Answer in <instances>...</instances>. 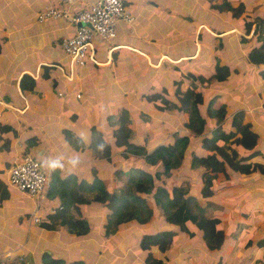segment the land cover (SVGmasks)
Here are the masks:
<instances>
[{"label": "crops", "instance_id": "1", "mask_svg": "<svg viewBox=\"0 0 264 264\" xmlns=\"http://www.w3.org/2000/svg\"><path fill=\"white\" fill-rule=\"evenodd\" d=\"M54 1L0 0V254H10L9 264H43L41 255L44 252L61 258L65 264L75 260L84 264H147L148 255L159 259L160 264H264V247L255 245L264 236V210L261 207L264 205V176L256 172L229 171V179L217 178L213 181L211 195L197 199L198 204L207 206L212 215L219 218L226 231L218 248L204 247L200 232L191 225L188 230H192L194 235L189 238L191 236L178 225L164 223L160 219H150L146 224L135 220H129L127 224L122 221L113 232H104L107 205L94 200L92 192L79 188L77 183L80 180L90 182L96 175L112 189L119 190L125 182L127 165L124 164L123 173L120 171L117 176L113 170L121 168L117 160L120 150L106 145L107 150L102 148V152L110 159L104 160L96 157L87 146L91 126L100 128L108 137L110 126L104 121L105 117L97 124L93 120L97 118L90 117L88 112L82 114L80 107L83 108L88 100L75 98L72 87L83 89L87 84V89L94 94L90 95L95 99L100 96L96 88L99 84L104 83L105 90H114L115 93L118 89H126L127 80L136 78L138 67L147 66L150 71V65H155L159 58L180 61L199 53L203 57L207 52L204 53L199 45L195 48L193 40L189 46V51L193 52L187 55H180V51L172 55L166 50L169 39L162 36L169 30L168 23L164 25L163 17H157L158 22H155L152 16L147 17L145 13L150 14L151 8L165 7L166 4L177 8L176 3H170L171 0H129L131 4H128L123 0L134 19L130 23L118 21L115 35L110 39L95 36L91 50L93 60L88 59L84 65L76 66L70 79L65 78L62 69H65L68 58L59 41L71 34L72 25L61 18L35 19L38 10L54 4ZM252 1L261 2L264 7V0ZM76 4L71 9L82 5L80 2ZM160 37L164 41L157 46L155 42ZM247 53L248 72V67L256 66L250 60L263 56L264 49L247 50ZM257 66L263 67L261 64ZM23 73L35 80L31 89L19 88L18 81ZM247 79L243 75L239 84L255 90L257 99L252 96L250 104L253 106H245L241 99L235 110L258 108L250 115L244 112L243 120L251 122V129L261 137L259 153L250 160L264 163L261 156L264 152V84L255 83L256 88H252ZM62 128L71 132V141L64 139ZM177 131L185 129L181 125ZM168 137L158 135L150 140L149 150ZM26 138H33L35 143L26 146ZM78 138V147H75V143L71 142ZM194 139L197 138L194 136ZM24 152L33 153L49 172L52 169L57 171L59 180L69 175L67 186H75V189L69 202L62 204L64 215L85 220L88 225L85 232H81L76 222L71 228L58 223V219L55 226L48 223L46 215L60 205L58 193L54 191L59 188L57 181L53 182L52 191L46 193L39 203V220L33 222L29 219L35 200L7 181L12 160ZM198 152L205 153V150L199 148ZM37 155H43L46 161L43 162ZM133 161L150 169L145 161ZM197 187L189 190L196 194ZM260 201L263 202L261 206L258 204ZM241 222L243 224L238 228ZM167 229L175 230L176 234L171 237L155 236L156 231ZM231 232H236V236H229ZM141 236L147 237L149 243L140 241Z\"/></svg>", "mask_w": 264, "mask_h": 264}, {"label": "trees", "instance_id": "2", "mask_svg": "<svg viewBox=\"0 0 264 264\" xmlns=\"http://www.w3.org/2000/svg\"><path fill=\"white\" fill-rule=\"evenodd\" d=\"M258 18L256 26L259 28V33L255 38L258 44L249 45V52L258 48L264 49V16ZM250 24L249 20H243L239 27L243 28L244 33H247ZM254 62L256 64H264V55L254 58ZM212 68L208 76L216 81H222L230 71L229 66L224 63H215ZM259 72L264 73V66L259 68ZM186 75L184 76L189 78ZM34 83L35 80L26 73L21 74L18 81L21 90L31 89ZM188 88L182 91L178 98V103L177 101L169 100L161 91H154L147 98L152 99L155 107L159 110H162L164 105L171 101V106L174 108L188 112V118L183 122L184 126L192 128V131L194 130L195 133L193 134L199 136L198 143L201 145L191 151L188 161V165L191 168H198L200 171L201 183L199 182L197 187L200 195L203 197L211 195L214 179L230 178L229 170L225 167L223 160L227 156H229V166L237 173L248 174L256 172L264 176V163L250 160L252 155L259 153L257 150L261 137L251 129V122L243 120V110L237 109L233 112H228L222 106H218L214 108L216 110H213L209 108V103L212 101L209 100L207 105L209 116L207 123L205 121L206 131L200 132L198 130H201L204 125V120L197 113L199 95L197 92L192 93ZM163 91L165 90L163 89ZM127 113V109L121 108L120 120L118 122H107L110 126L109 137L100 128L91 126L87 145L96 157H102L104 160L110 159V156L102 152V147L106 143L110 147L115 146V148L120 150L117 160L121 163V168H114L113 173H120L123 169L122 167L126 164L127 170L124 184L119 190L112 189L96 175L92 177L90 182L80 180L77 183L79 188L91 191L94 200L107 205L108 211L104 220L105 233L113 232L116 229V225L122 221L135 220L143 223V221L150 218L160 219L164 223L178 225L180 229L185 230L191 237L194 233L192 230H188V227L192 225L193 228L200 232L199 235L204 247L207 249L218 248L226 234L220 225L219 218L212 215L207 206L198 204L195 192L189 190L185 184L177 183L175 180H170L167 183L160 175L169 170L172 158L175 155L181 156L183 150L190 146L189 132L175 131V134L170 135L163 142L156 143L151 147V152H147L142 148L141 144L136 145V143L133 144L130 141V128L124 121ZM192 114H195L197 118L196 124H191ZM212 116L215 117V121L211 119ZM107 118L108 116H105V119ZM62 132L65 138L71 140V132L68 129L62 128ZM79 140V138L73 140L75 147H78ZM124 140H127V146L121 144ZM34 143L35 140L33 138L25 139L26 146H31ZM151 144L152 142H149L147 145ZM199 148L205 150V153L198 152ZM239 148L247 152H240ZM226 149L230 150L227 151ZM261 156L264 158V152H262ZM133 160L148 162L149 167L153 168V171L133 162ZM158 165H161L162 169H158ZM56 172L54 169L49 172L47 193L52 191V184L57 181L59 188L54 191L58 193L60 205L55 207L52 213L46 215L48 223L55 226L58 219V223L71 228L76 222L81 232H85L88 229L85 220L64 215L62 204L69 202V197L71 198V193L74 191L75 186L74 188L67 186L68 182L66 181L69 179V175L63 180H59ZM158 178L160 179L159 183L154 180ZM242 224V222L239 223L238 228ZM174 234H176V231L171 229L155 232L156 237H171ZM229 236H236V232L229 233ZM140 241L144 242V244L149 243L145 236H141ZM148 258L147 264L161 263L159 259H155L151 255H148ZM41 260L43 264H65L61 258H54L46 252L42 253ZM70 264L84 263L81 260H75L70 262Z\"/></svg>", "mask_w": 264, "mask_h": 264}, {"label": "rangeland", "instance_id": "3", "mask_svg": "<svg viewBox=\"0 0 264 264\" xmlns=\"http://www.w3.org/2000/svg\"><path fill=\"white\" fill-rule=\"evenodd\" d=\"M125 1L131 4L129 0ZM170 3H176L178 7L173 8V5L170 4H166L165 7L160 5L161 7L156 9L151 8L150 14L145 13L147 17L152 16L151 18L155 22H158L156 20L157 17H163L164 25L168 23L169 30L162 36H167V39H169L166 50L168 49V53L172 55L179 51L180 55H187L186 53L193 52L189 51L191 48L189 46L193 40L195 48L199 45L204 53L205 51L207 52L203 57L199 53L196 56L191 55L193 56L192 58L188 57V59H181L180 61H174L168 57L156 58L157 63L150 65L152 70L149 71L147 66L146 68L138 67L139 72L136 73V78L133 77L131 80H127L126 89H118L115 93L114 90H105L104 83L99 84L96 88L100 96L94 99L91 89L88 90L87 84H84L83 89H79L78 86L76 89L72 87V95L75 98H79V101L88 100V103L82 105L83 108L80 107L83 110L82 114L88 112L87 114H90V117L98 119H93L97 124L103 121L105 115L108 116L104 120L105 122H118L121 108L127 109L128 113L124 121L130 128L129 139L133 140V144H141L142 148L147 152L149 150L147 143L150 140H153L158 135L162 136V138L173 135L182 125L185 132H189L190 146L183 150L181 156L175 155L172 158L169 170L160 175L167 183L170 180H175L177 183L185 184L188 189H192L196 188L199 182L201 183V176L199 169L191 168L188 165V161L191 151L201 145L198 143L199 136L193 134L195 133L194 130L192 131V128L184 126L183 122L187 120L188 112L174 108L171 106V101H168L163 109L159 110L155 107L153 100L148 99L147 96L154 91H161L169 100L177 101L178 103V98L182 91L190 87L188 90L192 93L197 92L199 95L197 113L204 120V125L201 130H198L200 132L206 131L205 124L209 116V108L216 110L214 108L222 106L228 112H233L242 101L245 102V106H253L250 103H252V96L257 99L256 91L243 88V85L239 84V80L243 75L247 76V82L252 88L253 86L256 88L255 83L257 85L260 82L264 84V73L259 72L260 67L257 66L254 60H250L256 66H252L251 69L248 67L247 72L246 63L249 45L258 44L255 39L259 30L256 22H258V17L264 16V7L261 2L255 3L252 0H171ZM243 20L251 22L247 33H244L243 28L239 27ZM159 39L155 42L157 46L159 42L164 41L161 37ZM215 63H224L229 66L230 71L222 81H216L208 76ZM240 64L245 65L246 68ZM261 65L264 66V64ZM185 74L189 78H186ZM243 82L246 84L245 81ZM76 92L79 94L78 97ZM262 93L264 94V90ZM209 100L212 101L209 103ZM208 103L209 108H207ZM256 109L258 108L243 111V113L246 112L247 115H250L251 111ZM196 119L195 114H192L191 124H196ZM211 119L213 121L216 120L214 116ZM103 128L105 129V126ZM206 134L208 135L207 132ZM194 136L197 139H194ZM64 139L67 140V138ZM71 143H74V141ZM195 143L197 144L195 145ZM121 144L127 146V140L122 141ZM106 145L102 147L105 150H107ZM226 150L229 151L230 149ZM239 151L244 152L241 148H239ZM25 153L29 154L30 152H24L22 155ZM32 155L36 157L34 154ZM256 155L258 153L252 155L251 158ZM37 158L43 162L46 161L43 159V155H37ZM228 159L229 156L223 158L225 167L230 172H236L229 166ZM157 168L162 169V166L158 165ZM150 170L153 171V168H150ZM115 175L118 176L119 174L115 173ZM154 180L158 183L160 182L159 178ZM198 191L197 189V199L199 196L203 197ZM261 203L263 202H258L260 206ZM261 207L264 210V205ZM148 220L143 221L142 224H146ZM123 223L127 224L128 222L125 221ZM257 242H255L256 246L264 247V236L260 237L259 243Z\"/></svg>", "mask_w": 264, "mask_h": 264}, {"label": "built area", "instance_id": "4", "mask_svg": "<svg viewBox=\"0 0 264 264\" xmlns=\"http://www.w3.org/2000/svg\"><path fill=\"white\" fill-rule=\"evenodd\" d=\"M78 2L82 5L78 6ZM73 4L77 6L71 9ZM46 18H61L73 27L71 34L59 41L61 50L68 58L66 67L62 70L65 78L70 79L76 66L84 65L88 59L93 60L91 50L95 36L103 40L114 37L118 21L130 23L134 16L123 0H55L54 4L44 6L35 14L38 21ZM79 22L82 24H78ZM7 181L19 192L35 200L29 219L38 221L37 209L48 190V168L41 165L34 156L24 154L12 160ZM9 258L8 252L0 254V264H9Z\"/></svg>", "mask_w": 264, "mask_h": 264}, {"label": "water", "instance_id": "5", "mask_svg": "<svg viewBox=\"0 0 264 264\" xmlns=\"http://www.w3.org/2000/svg\"><path fill=\"white\" fill-rule=\"evenodd\" d=\"M78 24H82V22H79ZM36 149V147L34 148V150Z\"/></svg>", "mask_w": 264, "mask_h": 264}, {"label": "clouds", "instance_id": "6", "mask_svg": "<svg viewBox=\"0 0 264 264\" xmlns=\"http://www.w3.org/2000/svg\"><path fill=\"white\" fill-rule=\"evenodd\" d=\"M53 167H55V166H53Z\"/></svg>", "mask_w": 264, "mask_h": 264}]
</instances>
